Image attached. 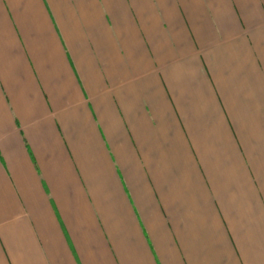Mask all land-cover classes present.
Returning <instances> with one entry per match:
<instances>
[{"label": "crops", "instance_id": "obj_1", "mask_svg": "<svg viewBox=\"0 0 264 264\" xmlns=\"http://www.w3.org/2000/svg\"><path fill=\"white\" fill-rule=\"evenodd\" d=\"M0 264H264V0H0Z\"/></svg>", "mask_w": 264, "mask_h": 264}]
</instances>
